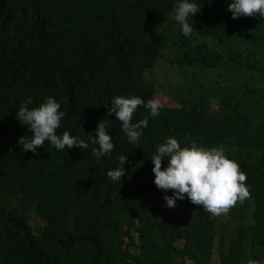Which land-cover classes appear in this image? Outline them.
I'll list each match as a JSON object with an SVG mask.
<instances>
[{
  "label": "trees",
  "instance_id": "16d2710c",
  "mask_svg": "<svg viewBox=\"0 0 264 264\" xmlns=\"http://www.w3.org/2000/svg\"><path fill=\"white\" fill-rule=\"evenodd\" d=\"M194 2L186 38L176 0H0V264H264V20L233 19L227 0ZM164 54L175 56L171 80L185 73L194 86L131 144L108 107L115 96L154 99L149 72ZM49 96L64 113L57 133L88 149L22 151L32 134L16 109ZM146 115L139 107L133 123ZM101 120L115 147L97 161ZM168 137L222 146L250 198L218 217L188 199L177 201L185 216L165 207L172 192L154 184L151 157Z\"/></svg>",
  "mask_w": 264,
  "mask_h": 264
},
{
  "label": "clouds",
  "instance_id": "9594fccd",
  "mask_svg": "<svg viewBox=\"0 0 264 264\" xmlns=\"http://www.w3.org/2000/svg\"><path fill=\"white\" fill-rule=\"evenodd\" d=\"M227 7L233 19L256 17L264 20V0H227ZM200 12L201 8L194 0H176L171 18L184 37L192 36L194 29L189 18H195ZM156 94L154 99L147 101L139 96L112 98L108 114H114L122 122L120 127L129 143L135 144L140 140L142 130L148 127L149 116L158 117L161 107L174 106L175 103L162 106L156 99ZM32 103V98L28 97L16 109V119L26 125L32 134L30 139L24 136L18 141L23 152L31 151L35 154L45 142L57 151L73 147L84 150L90 147L89 142L71 135L68 131L57 133L64 113L60 111L61 105L54 97H47L35 107H30ZM141 106L148 115L133 123V116ZM107 127L105 120H101L90 137L93 145L91 152L97 161L105 156L110 157L115 147L111 135L106 131ZM128 157L119 155V166L107 172V177L113 183H121ZM165 159L167 166L162 167ZM151 161L154 164L152 171L156 187L165 193L169 190L172 192L171 195L165 194L163 197L167 208H174L178 200L188 199L192 204L202 206L204 212L212 217H218L228 213L238 202L242 204L250 198L251 193L245 183L246 173L241 171L237 162L228 158L222 146L207 148L193 139L188 142V146L182 147L177 138L168 137L156 145ZM247 264L259 262L249 258Z\"/></svg>",
  "mask_w": 264,
  "mask_h": 264
},
{
  "label": "rangeland",
  "instance_id": "374dc122",
  "mask_svg": "<svg viewBox=\"0 0 264 264\" xmlns=\"http://www.w3.org/2000/svg\"><path fill=\"white\" fill-rule=\"evenodd\" d=\"M164 61H159L157 68L149 72L150 80L155 83L157 88L156 99H158L162 106H170L175 103L177 98H180L179 94L184 93L186 90L191 89L194 84L191 82L185 73H177L176 80H171V71L167 69L172 58L175 56L172 54H164ZM175 210H180V215L185 216L186 210L184 207L178 206L174 207ZM251 211V210H250Z\"/></svg>",
  "mask_w": 264,
  "mask_h": 264
}]
</instances>
